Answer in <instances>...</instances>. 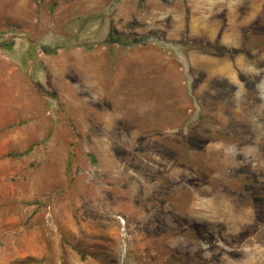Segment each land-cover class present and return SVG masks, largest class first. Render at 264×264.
Here are the masks:
<instances>
[{
	"label": "rangeland",
	"instance_id": "374dc122",
	"mask_svg": "<svg viewBox=\"0 0 264 264\" xmlns=\"http://www.w3.org/2000/svg\"><path fill=\"white\" fill-rule=\"evenodd\" d=\"M0 43V264H264V0H0Z\"/></svg>",
	"mask_w": 264,
	"mask_h": 264
},
{
	"label": "trees",
	"instance_id": "16d2710c",
	"mask_svg": "<svg viewBox=\"0 0 264 264\" xmlns=\"http://www.w3.org/2000/svg\"><path fill=\"white\" fill-rule=\"evenodd\" d=\"M111 34H113L114 35V28L112 27V32H111ZM117 38H118V40H120V41H126V39L124 38V36H120V37H118L117 36ZM149 38V36H146V37H141L140 39H141V41H145V40H147ZM138 42V41H137ZM1 44V46L2 45H4V43H0ZM29 51H28V54H27V56H24V61H25V63H27L28 61H30V59L32 58V56H34V54L33 53H30V49H28ZM32 50V49H31Z\"/></svg>",
	"mask_w": 264,
	"mask_h": 264
}]
</instances>
